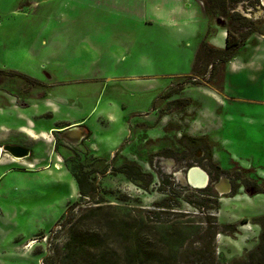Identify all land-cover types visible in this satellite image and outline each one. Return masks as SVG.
Returning a JSON list of instances; mask_svg holds the SVG:
<instances>
[{"label":"rangeland","instance_id":"rangeland-1","mask_svg":"<svg viewBox=\"0 0 264 264\" xmlns=\"http://www.w3.org/2000/svg\"><path fill=\"white\" fill-rule=\"evenodd\" d=\"M60 1L0 0V145L29 150L0 156V264H245L264 232V0L208 6L249 33L211 76L192 74L196 38L95 35ZM164 237L185 243L174 260Z\"/></svg>","mask_w":264,"mask_h":264},{"label":"crops","instance_id":"crops-1","mask_svg":"<svg viewBox=\"0 0 264 264\" xmlns=\"http://www.w3.org/2000/svg\"><path fill=\"white\" fill-rule=\"evenodd\" d=\"M60 3L63 7L77 9L78 14L87 12L89 31L95 35L103 29L105 32L111 26L120 34H126L124 37L127 39H134V30L138 31L140 26L141 32L147 31V34H156L154 31L160 29L174 43L196 38L199 46L203 41L218 48L224 47L221 46L222 41L225 45V26L210 23L201 0L195 4H191L189 0H61ZM72 20L75 18L70 17V22ZM123 24L127 25V32H123ZM232 60L228 63L232 64ZM227 67L230 68L228 64ZM234 68V72L241 70L239 65ZM4 167L6 168L0 172V182L6 176L2 173L14 170L11 166ZM5 180L4 186L12 185L13 178Z\"/></svg>","mask_w":264,"mask_h":264},{"label":"trees","instance_id":"trees-1","mask_svg":"<svg viewBox=\"0 0 264 264\" xmlns=\"http://www.w3.org/2000/svg\"><path fill=\"white\" fill-rule=\"evenodd\" d=\"M210 4L212 8H220L221 10H224L225 8L224 0H205V2H203V7L207 14L209 12L208 6ZM237 16L238 14L235 11H232V13L230 14V18L232 20H236L238 18ZM248 32L251 33L254 32V30L251 27H249ZM248 34L243 33L240 34L239 37L238 36L236 37L234 33H232L228 28H226L225 45L223 48L215 47L209 44L208 42L203 41L200 44L198 50L196 51L192 66V74L197 76L198 75L204 76L206 73H208L209 76L213 75L217 70L216 66L218 63L224 65L226 62L231 60V58H233L236 51L244 44V41L248 38ZM178 102H185V100L179 99ZM182 137L188 141V146L191 147L198 145L200 142V138L198 137H192L186 134H183ZM79 186L83 192L84 191L83 186L80 183ZM195 190H197L201 195H215L210 186H205L203 188H195ZM97 208L98 207H96L95 209ZM119 208L126 211L127 213H129L131 210L129 207H125V206ZM211 219L214 220V217H211ZM258 220H260L259 221L260 223L262 220L264 221V215L260 216ZM224 226H228V225H224ZM200 228L201 227L199 226L188 227L187 228L188 235L189 233L192 232L194 233H196L197 231L200 232ZM217 230L213 232L215 233L217 232ZM165 238L166 237L163 238L165 243H162L166 247L165 249L166 252L164 256L169 260H174L181 251V249L185 246V243H181L176 239L168 240ZM211 249L212 248L209 244L207 246V250L211 252ZM130 254L132 256V260L130 261V263L135 262L134 258H137V251L133 250ZM194 255H197L198 258L200 256V254L197 252H194ZM245 264H264V232L260 234L259 242L257 243L256 247L248 252Z\"/></svg>","mask_w":264,"mask_h":264},{"label":"water","instance_id":"water-1","mask_svg":"<svg viewBox=\"0 0 264 264\" xmlns=\"http://www.w3.org/2000/svg\"><path fill=\"white\" fill-rule=\"evenodd\" d=\"M9 153L13 157H26L29 155V150L26 147H22L20 145L16 144H2L0 145V156L2 153ZM191 170H196L197 173L199 174L198 178L193 181L192 178H190V171ZM203 178V181H199V179ZM186 182L195 188H203L208 184V176L207 174L201 170L197 166L190 167L187 172H186V177H185Z\"/></svg>","mask_w":264,"mask_h":264},{"label":"bare ground","instance_id":"bare-ground-1","mask_svg":"<svg viewBox=\"0 0 264 264\" xmlns=\"http://www.w3.org/2000/svg\"><path fill=\"white\" fill-rule=\"evenodd\" d=\"M12 158H13V157H12ZM14 159H16V158H14ZM198 177H199V176H198V173H197L196 171H194V170H191V171H190V178H192L193 181L196 180ZM203 180H204L203 178L199 179V181H203ZM203 182H204V181H203Z\"/></svg>","mask_w":264,"mask_h":264}]
</instances>
